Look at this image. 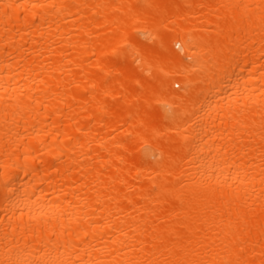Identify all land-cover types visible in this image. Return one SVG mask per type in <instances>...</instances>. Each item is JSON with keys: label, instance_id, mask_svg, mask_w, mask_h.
<instances>
[{"label": "bare ground", "instance_id": "1", "mask_svg": "<svg viewBox=\"0 0 264 264\" xmlns=\"http://www.w3.org/2000/svg\"><path fill=\"white\" fill-rule=\"evenodd\" d=\"M0 264H264V0H0Z\"/></svg>", "mask_w": 264, "mask_h": 264}, {"label": "rangeland", "instance_id": "2", "mask_svg": "<svg viewBox=\"0 0 264 264\" xmlns=\"http://www.w3.org/2000/svg\"><path fill=\"white\" fill-rule=\"evenodd\" d=\"M181 49V48H180Z\"/></svg>", "mask_w": 264, "mask_h": 264}]
</instances>
